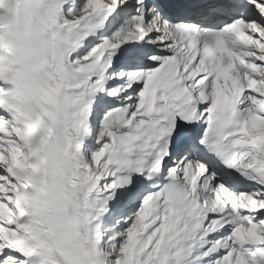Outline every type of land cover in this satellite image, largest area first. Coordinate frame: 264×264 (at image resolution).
<instances>
[{
    "label": "snow or ice",
    "instance_id": "1",
    "mask_svg": "<svg viewBox=\"0 0 264 264\" xmlns=\"http://www.w3.org/2000/svg\"><path fill=\"white\" fill-rule=\"evenodd\" d=\"M0 22V264H264V0Z\"/></svg>",
    "mask_w": 264,
    "mask_h": 264
}]
</instances>
